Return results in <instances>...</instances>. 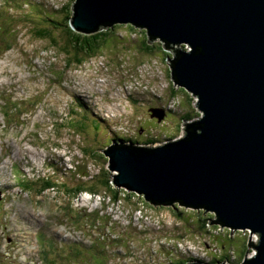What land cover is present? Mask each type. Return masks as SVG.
Returning <instances> with one entry per match:
<instances>
[{
  "label": "rangeland",
  "instance_id": "rangeland-1",
  "mask_svg": "<svg viewBox=\"0 0 264 264\" xmlns=\"http://www.w3.org/2000/svg\"><path fill=\"white\" fill-rule=\"evenodd\" d=\"M73 3L0 0V264L242 263L257 251L251 243L256 244L258 236L228 228L205 229L202 222L196 223L197 210L148 206L161 219L158 227L145 216L143 204L135 214L138 205L131 200L113 206L107 197H98L91 203L86 201L90 194L80 193L74 204H98L90 211L91 206L74 207L72 196L61 193L62 186L41 193L39 187L48 177L69 187L85 182L100 190L96 185H101L104 175L89 182L80 178L90 164H108L106 179L113 182L105 151L116 135L113 121L106 122L104 114L125 124L127 140L141 146L183 136L187 122H181V117L190 107L193 117L200 116L196 99L182 94L174 84L164 57L149 59L137 51L141 37L129 36L126 28L111 32L99 57L77 53L85 60L81 65L74 60L73 47L68 45L69 53H65L52 38L36 34L52 18L61 21L58 12H66ZM109 29L113 27L105 30ZM52 35L66 43V34L58 29ZM68 58L74 66H67ZM106 85H110L109 93L97 91L96 87ZM79 88L91 91L89 104L95 106L98 101L93 115L80 111ZM174 89L181 109L177 114L168 112L166 122L159 123L149 110L170 109ZM84 113L91 118L85 120ZM52 164L57 167L55 173ZM221 255L229 258L217 262Z\"/></svg>",
  "mask_w": 264,
  "mask_h": 264
},
{
  "label": "water",
  "instance_id": "water-1",
  "mask_svg": "<svg viewBox=\"0 0 264 264\" xmlns=\"http://www.w3.org/2000/svg\"><path fill=\"white\" fill-rule=\"evenodd\" d=\"M73 6L69 25L78 33L131 24L173 46L171 78L200 112L173 141L108 142L115 187L155 207L205 210L221 228L256 234L257 251L239 264H264V0H75ZM150 112L159 122L165 118L162 110Z\"/></svg>",
  "mask_w": 264,
  "mask_h": 264
},
{
  "label": "trees",
  "instance_id": "trees-1",
  "mask_svg": "<svg viewBox=\"0 0 264 264\" xmlns=\"http://www.w3.org/2000/svg\"><path fill=\"white\" fill-rule=\"evenodd\" d=\"M29 1L30 0H24V2H26V3H28ZM73 4H71L72 7H70L68 10H66V12H62V13L58 12V14H59L58 17L59 16L61 17V21L58 22V21L52 20L53 19L52 18L51 19L52 22H49L51 24L48 27H44V28H42L38 31H35V32H36V34H38L43 39H44V37L45 38L46 37L52 38V40L55 44V47H57V45H60V47L63 48L65 53H69L68 45L73 47V50L75 51L74 60L79 65H81L83 62H85V60L78 58L77 55L79 53H82V54L88 56L89 58L90 57H95V58L99 57V52H101L100 47L107 40V38L109 36H111L110 35L111 32H113L116 28L118 29L119 32H120V27H123V28H126V31H129L130 33H136V34L138 33V31L135 29V27L131 24H129V25H116L113 29H109V30H105L106 28H104L101 32H99V33L96 32L94 34L78 33L76 31H74L71 28V26L69 25L70 19L72 18L73 14H74ZM57 29L59 32H63L64 34H66V36H67L66 43L57 42L53 38L52 33L54 32V30H57ZM140 33H141V35L136 38V39H138L141 37L139 45H138L139 50H137V51H139V52L141 51L149 59L158 58V57L163 56L164 58H162V60L164 59L165 62L167 61V63H168V60L170 58H172V56H173L172 52H170L168 49H170L172 47H170V45H167V44L165 46V43L161 40H152L148 36L146 30H144L143 32H140ZM58 34H60V33H58ZM114 38H115L114 39V41H115L117 38L116 37H114ZM128 39H132V38H128ZM73 63L74 62H72L71 59L68 58L67 65H72ZM182 90L184 92H182ZM174 91H175L176 99H177V97L179 96L177 94L178 91H176L175 89H174ZM180 92L182 94L187 95L188 98L191 99V94L189 95V93H187L186 90H184L183 88H181ZM76 101H78V105L80 106V111L85 112V113L91 112V114L93 115V109L94 108L92 106L88 105L82 99V97H80V95L76 96ZM191 102L193 103V101H191ZM181 105H182V102H181ZM181 105H180V102L177 103L178 109L181 107ZM178 109L166 110V113L169 112V113L177 114ZM186 112L187 113L181 117V119H182L181 122L185 121V120L186 121H192L195 118L199 117V113L195 114L196 117H193L191 115V107L189 108V111H186ZM85 113H84L85 117H83L84 119L86 118ZM167 117H168V114L166 115V118L159 123L164 122L167 119ZM87 118H91V116H88ZM178 129H179V126H178ZM123 141H124V139H123ZM131 142H135V141L133 139H131ZM149 143H153V142L149 141ZM92 167H94L95 171H97L95 166H92ZM108 173H109V170L106 169V166L100 168V172L98 173L97 179H98V177L104 175V180L101 183V185H96L97 187H102L100 190L96 189L93 184L92 185H85V184H87L85 182H83L79 187H69V185L67 183H60L58 185V187L59 186L64 187L63 190L65 192H67L68 194L77 193L79 191H84V190L85 191H91V192H97V193H103L105 195L104 198L107 197L108 199H110L112 201L111 204H113V196H114L115 200H117L119 198V196H125L126 200H128V201L131 200V201H134L136 203L138 202L140 204L142 202V204L144 206L149 205L151 208L154 207L150 203L146 202L143 196H139L137 198V195H136L137 193L129 192L126 189L115 187V185L111 182L110 179H106V174H108ZM55 186H57V185L54 182V180L52 178H47V179H45L44 185L41 186V193H43L44 191H46L50 188H53ZM109 194H111L112 197ZM161 207H164V206H161ZM170 207H173V208L178 209V210L182 209V212L189 210V209H186L177 203L175 204V206H167L166 208H170ZM156 208H158V207H156ZM204 212H205V210L197 212L200 215V217L197 219L196 223L199 224L202 222L205 229L209 228V230H211V231L219 230L221 228V226L215 223L216 220L213 218L214 214L208 213L207 215L206 214L204 215ZM211 223L216 224V226H214V228H211L210 227ZM247 250H248V246L246 245L245 252H247ZM227 258H229L228 255L227 256L221 255L220 261H217V262L225 261V259H227ZM186 263H188V260L186 261ZM186 263H182V264H186Z\"/></svg>",
  "mask_w": 264,
  "mask_h": 264
},
{
  "label": "clouds",
  "instance_id": "clouds-1",
  "mask_svg": "<svg viewBox=\"0 0 264 264\" xmlns=\"http://www.w3.org/2000/svg\"><path fill=\"white\" fill-rule=\"evenodd\" d=\"M123 25H129V24H123ZM115 27V26H114ZM113 27V28H114ZM67 66H69V65H67ZM73 66H74V64H73ZM85 90V88H79V95H80V92L81 91H84ZM88 91V90H87ZM90 92V91H89ZM90 106H92V107H95L94 108V110L95 111H97L98 110V108L97 107H99V103H98V101H97V104L94 106V105H91V104H89ZM96 114H97V112H96ZM104 117H105V119H111L112 120V118L113 117H108L107 115H105L104 114ZM120 123V122H119ZM113 134L114 135H116V138L114 139V140H116L117 142H118V140L120 139V140H122V138H125L124 137V133L123 134H121V133H119L114 127H113ZM123 141V140H122ZM114 142V141H113ZM109 148V147H108ZM107 148V149H108ZM106 149V150H107ZM108 163H109V161H108ZM95 166V165H94ZM75 167H76V171L78 170L77 168H78V165H75ZM96 167V166H95ZM106 167H109V165L107 164V166ZM100 168L101 167H98L97 168V172L96 173H94V174H91L90 173V175H89V177H90V179H92V180H95L96 178H97V176H98V173L100 172ZM90 172V171H89ZM116 172H113V175L115 174ZM80 174V173H79ZM45 179H47V178H45ZM45 179H44V183H45ZM36 186H38L37 184H35ZM44 185V184H43ZM42 185V186H43ZM32 185L30 186V185H27V189L29 190V189H32ZM39 188H41V186L39 187ZM52 189H55V187H53V188H50V189H48L49 191L50 190H52ZM98 194H103V193H98ZM138 195V194H137ZM120 197V196H119ZM123 197V196H122ZM113 202L115 203V204H117L119 201H118V199L117 200H115L114 199V196H113ZM138 203V202H137ZM138 204H140V203H138ZM116 206V205H115ZM149 206V205H148ZM148 206H145V207H148ZM137 208H140V206H138ZM159 208V207H158ZM155 219H157V218H155ZM157 221H158V225L161 223V219H157ZM196 263H199V264H206V263H204L203 261H196ZM186 264H192V262L191 261H188V263H186Z\"/></svg>",
  "mask_w": 264,
  "mask_h": 264
},
{
  "label": "bare ground",
  "instance_id": "bare-ground-1",
  "mask_svg": "<svg viewBox=\"0 0 264 264\" xmlns=\"http://www.w3.org/2000/svg\"><path fill=\"white\" fill-rule=\"evenodd\" d=\"M75 9V11H76V7L74 8ZM171 96V95H170ZM89 171H90V173L91 174H94V173H96L97 171H95V168L94 167H89ZM67 178V177H66ZM86 194H88V193H86ZM89 195V194H88ZM91 195V197H89L88 199H86V201L87 202H94L95 200H96V198H103V200H104V197H103V195L102 194H90ZM79 197V196H78ZM78 197L76 198V199H78ZM80 200V199H79ZM79 200H76V204L79 202ZM106 200H108V198H106ZM106 200L104 201V202H106ZM91 202V203H92ZM97 202H99V201H97ZM121 203V202H120ZM114 202H113V206H114ZM84 205H87V204H84ZM116 205H118V204H116ZM90 206L92 207L91 208V210L90 211H93L94 210V207H96V208H99V206H98V204H90ZM101 208V207H100ZM184 221V220H183ZM203 235V234H202ZM206 235V234H205ZM48 240V239H47ZM189 240V239H188ZM153 243V242H152ZM177 244V243H176ZM43 245V244H42ZM66 247V246H65ZM222 254V253H221ZM58 255V254H57ZM221 257V256H220ZM219 257V258H220Z\"/></svg>",
  "mask_w": 264,
  "mask_h": 264
},
{
  "label": "built area",
  "instance_id": "built-area-1",
  "mask_svg": "<svg viewBox=\"0 0 264 264\" xmlns=\"http://www.w3.org/2000/svg\"><path fill=\"white\" fill-rule=\"evenodd\" d=\"M82 207V206H81ZM106 212H108V214H109V212H110V210H106ZM105 212H100V214H104Z\"/></svg>",
  "mask_w": 264,
  "mask_h": 264
}]
</instances>
